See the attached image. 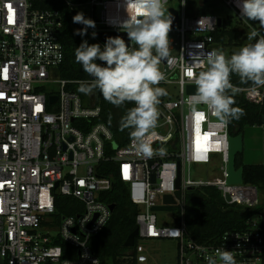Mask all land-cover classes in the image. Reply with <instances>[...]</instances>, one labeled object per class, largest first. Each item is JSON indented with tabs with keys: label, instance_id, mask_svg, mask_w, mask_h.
<instances>
[{
	"label": "built area",
	"instance_id": "built-area-1",
	"mask_svg": "<svg viewBox=\"0 0 264 264\" xmlns=\"http://www.w3.org/2000/svg\"><path fill=\"white\" fill-rule=\"evenodd\" d=\"M118 5L120 0H0V264H100L89 242L112 215L109 205L99 201L112 187L110 177L98 174L102 162L116 165L128 199L138 209V235L122 257L126 264H146L141 242L159 239L176 243V264H207L208 257L224 250L232 252L236 264H264V226L253 218L245 230L227 232L215 245L197 243L185 226L186 193L193 188L215 187L228 206H258L255 187L227 184L228 123L221 124L206 105L192 111L188 103L194 94L187 87L196 86V75L207 70V57L215 50L217 17L191 14L186 0L175 10L178 24L169 33H177L179 42L170 40V51L177 52L170 62L160 63L164 79L155 87L167 94L159 97L156 128L146 134L151 157L133 151L132 139L116 146L111 131L96 122L101 108L85 105L67 89L71 82L59 77L64 49L58 36L64 19L79 30L84 26L73 17L84 10L85 18L95 22L89 35L123 32L127 13ZM129 46L135 45L129 41ZM229 89L249 103L263 101V86ZM211 155L219 157L220 179H191L190 165L211 164ZM168 195L174 200L171 225L160 223L151 211ZM59 198L75 203L65 207ZM66 209L71 215H58ZM56 241L74 250L76 258Z\"/></svg>",
	"mask_w": 264,
	"mask_h": 264
},
{
	"label": "clouds",
	"instance_id": "clouds-1",
	"mask_svg": "<svg viewBox=\"0 0 264 264\" xmlns=\"http://www.w3.org/2000/svg\"><path fill=\"white\" fill-rule=\"evenodd\" d=\"M165 3L166 0H120L118 7L122 6L127 13L120 27L135 47L117 36L108 37L103 47L83 40L75 50L76 62L92 77L90 83L81 84L79 92L89 95L98 89L106 101L118 107L125 102L135 103L122 119L121 130L133 129L131 149L143 157L153 154L146 134L156 128L159 97L167 94L163 88L155 87L164 79L159 64L162 60L170 62L172 19L165 16ZM236 7L240 17L258 21L264 27V0H236ZM73 22L84 26L76 31L81 37L87 35L88 28L95 27V22L86 19L83 13H77ZM95 36L93 33L92 38ZM257 36V32H252L249 39ZM206 63L207 70L200 71L195 77L196 92L188 101L190 110L196 111L199 105H206L225 125L231 119H240L243 110L232 107L234 100L226 94V89L231 88L229 77L237 74L242 82L264 86V35L230 57L222 50H214ZM188 74H193L191 68ZM104 131L110 134L107 129ZM218 261L219 264H236L232 252L226 250L218 257L207 258V264H218Z\"/></svg>",
	"mask_w": 264,
	"mask_h": 264
},
{
	"label": "trees",
	"instance_id": "trees-1",
	"mask_svg": "<svg viewBox=\"0 0 264 264\" xmlns=\"http://www.w3.org/2000/svg\"><path fill=\"white\" fill-rule=\"evenodd\" d=\"M68 1L78 3L84 0ZM62 12L65 14L66 10L64 9ZM195 13L203 14L201 8L196 9ZM242 19L253 29L259 23L258 21ZM77 30L72 27L66 18L64 19L58 36L59 42L64 49V61L58 69V75L62 80L71 82L67 89L77 93L85 105L92 103L101 108V116L96 122L103 123L111 131L113 142L116 146H126L132 139L131 133L133 129L125 128L121 130V121L134 105L132 102H125L119 107L115 106L106 101L98 89L89 95L78 91L81 84L90 83L92 77L85 73L81 65L76 62L75 50L83 40H87L89 44H97L98 42L88 33L83 37L76 35ZM214 38L216 42L215 50L219 49L224 52L232 42L239 41L240 32L222 21L221 26L214 34ZM257 39L259 38L255 37L249 45L254 44ZM98 63L103 64V62L99 61ZM229 81L231 86L237 88L254 87L251 82H242L237 74H230ZM231 98L234 100L232 107L242 109L243 115L240 119H231L228 123V134L230 137L243 134L244 129L247 127L264 125V86L261 104L249 103L241 94H235ZM107 152L110 153V150H107ZM235 169L242 170L243 184L251 185L257 191L264 190L263 165H244L242 153H240L235 157ZM98 174L110 177L112 180L111 189L100 194L99 201L109 206L114 205L115 208L107 225L97 236L90 240L89 247L99 259L100 264H107L109 261L112 264H126V261L122 257L132 249L125 248L124 243L128 236L137 229L136 216L138 209L130 203L125 185L119 180L114 163L102 162L99 165ZM219 198L220 193L213 186L193 188L186 193L185 226L189 237L197 243L215 245L223 234L245 230L247 221L260 215L262 212V208L260 207L244 208L220 205L217 202ZM59 201L65 207H68L70 203H75L68 198H59ZM58 215H71V212L66 209L62 213H58ZM56 244L61 246L65 251H70L71 257L76 258L74 250L60 241H56Z\"/></svg>",
	"mask_w": 264,
	"mask_h": 264
},
{
	"label": "rangeland",
	"instance_id": "rangeland-1",
	"mask_svg": "<svg viewBox=\"0 0 264 264\" xmlns=\"http://www.w3.org/2000/svg\"><path fill=\"white\" fill-rule=\"evenodd\" d=\"M186 5L188 6L191 13L196 11V9L201 8L202 13L208 16H215L221 19L223 23L230 25V27L237 29L240 32V39L237 42H232L225 50L226 56H231V54L238 52L241 47L249 45L254 38L249 39L252 32L251 29L247 28L243 21L236 15L240 14L239 9L236 7V0H186ZM168 9L178 10L180 7V0H169ZM85 17H88V12L84 10L80 11ZM110 12V9H109ZM165 16L168 17V10L165 11ZM169 40L174 43L179 42V36L177 33H169ZM177 49L170 51V56L175 55ZM159 70L163 67L159 64ZM59 79V78H56ZM175 91V90H174ZM237 94V93H235ZM212 160L217 159V161H212L211 164H192L189 167V176L191 179L197 181H216L220 179L219 171V157L218 155H211ZM262 208L260 215L253 217V220L258 223L260 218L264 213V190L258 191V206ZM245 208V207H244ZM157 219L160 221H166L168 225L172 224V218L174 214L172 212H157ZM163 225V223H162ZM143 248L145 249V254L148 258L146 264H176V243L167 239L159 240H146L141 242ZM107 264H112L110 261Z\"/></svg>",
	"mask_w": 264,
	"mask_h": 264
},
{
	"label": "water",
	"instance_id": "water-1",
	"mask_svg": "<svg viewBox=\"0 0 264 264\" xmlns=\"http://www.w3.org/2000/svg\"><path fill=\"white\" fill-rule=\"evenodd\" d=\"M169 16L172 19L171 28H176L178 24V18H177V12L173 9H169ZM218 27L221 26V19H218L217 22ZM261 36L264 35V27L260 29ZM121 37L125 40L126 44L129 45V40L127 37V34L125 32H110V33H97L96 38L98 41L104 45L106 39L108 37ZM162 62H165V60H162ZM196 92V86H188L187 87V93L188 94H195ZM226 94L230 97L234 96V92L231 89H226ZM50 102H54V98H50ZM229 143V150H228V178H227V184H233V185H239L242 183V170L241 169H235V157L237 154L242 153L243 149V135L239 134L236 137H229L228 139ZM155 182V175L151 176V183ZM178 181L176 182V188L178 189ZM217 202L220 205H226V201L223 198H219ZM174 204V200L172 196H164L163 197V205L162 206H155L151 209L152 212H170L172 210V206ZM114 205H110L109 209L111 212L114 211ZM138 235V229H135L126 239L124 243L125 248H132L135 243V239Z\"/></svg>",
	"mask_w": 264,
	"mask_h": 264
},
{
	"label": "crops",
	"instance_id": "crops-1",
	"mask_svg": "<svg viewBox=\"0 0 264 264\" xmlns=\"http://www.w3.org/2000/svg\"><path fill=\"white\" fill-rule=\"evenodd\" d=\"M191 13V11H190ZM191 14H196L195 11ZM242 162L244 165L264 166V125L247 127L243 131ZM212 161H217L213 159ZM211 161V162H212ZM259 225L264 226V213Z\"/></svg>",
	"mask_w": 264,
	"mask_h": 264
},
{
	"label": "flooded vegetation",
	"instance_id": "flooded-vegetation-1",
	"mask_svg": "<svg viewBox=\"0 0 264 264\" xmlns=\"http://www.w3.org/2000/svg\"><path fill=\"white\" fill-rule=\"evenodd\" d=\"M258 28H260V29L262 28L261 25H260V23H257L256 26H255V28H254V32H257L258 33V36L257 37L259 38V36H261V34H260V30H258Z\"/></svg>",
	"mask_w": 264,
	"mask_h": 264
}]
</instances>
